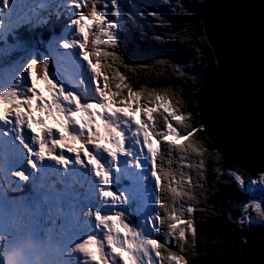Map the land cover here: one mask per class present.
Segmentation results:
<instances>
[{
    "label": "snow or ice",
    "instance_id": "obj_1",
    "mask_svg": "<svg viewBox=\"0 0 264 264\" xmlns=\"http://www.w3.org/2000/svg\"><path fill=\"white\" fill-rule=\"evenodd\" d=\"M97 3L98 0H69V5L78 10L76 18L69 21V26L76 32L73 38L64 39L60 45L63 49L79 50L80 58L86 62L92 75L91 95L85 91L82 96L51 78L47 58L41 65L47 94L37 87L35 58L26 63L15 82L0 89V126H6L0 135L14 134V155L17 159L22 158L27 166L26 170L12 171L9 175L29 181L33 174L47 170L45 161L65 175L77 166L88 170L93 190L102 204L97 210H87V217L95 222L94 230L71 249L78 254V264H187L183 253L186 246H194L197 230L192 219L183 218L185 212L191 214L194 210L192 206L185 207V198L189 201L195 199L190 187L191 173L185 172L184 168H196L200 175L206 168L205 159L216 154L208 152L196 139L195 134L203 130V125L193 128L187 122L191 113L181 111L182 105L174 92L150 91L145 104L153 106H141V92H134L127 83L128 77L114 67L118 62L122 63L115 51L120 38L118 0H110L114 9L113 19H109V0H105L101 9L97 8ZM20 7V0H0V29L6 23L3 14L11 15L14 8ZM84 8L88 10L83 11ZM25 22L32 21L26 19ZM24 74H28L30 83L21 86ZM130 101H135L134 111L141 112V119L137 120L135 115L123 110L125 106L132 107ZM112 104L120 107H111ZM48 120L53 123L49 124ZM37 125L39 131L36 130ZM101 140L105 142L101 143ZM5 143L0 142V156L4 153ZM122 156L131 158L125 163L138 169L144 170L147 165L148 175L143 179L152 178L158 190L157 200L166 209V216H148L140 227L126 222L124 212L118 207L129 197L125 192L112 188L114 173L119 175L121 170ZM231 175L244 188V178L236 172H231ZM249 184H260L264 190V174ZM165 193L173 204L170 209L162 201ZM37 195L36 207L42 206L41 201L43 204L48 202L46 193ZM177 203L178 208L175 207ZM248 207H253L260 217H264L260 203L245 205V211ZM105 208L112 214H102ZM11 209L0 215V246L3 250L21 237L31 236L42 241L52 232L49 220L42 214H33L29 224L24 225L8 219L15 214ZM29 210H34L33 204H29ZM156 220L160 225L167 224L164 244L153 238V233L160 231L154 222ZM186 233L192 236L191 245ZM173 241L180 254L168 247ZM162 250L167 255H163ZM2 252L0 264H4ZM44 264H67V261L57 257Z\"/></svg>",
    "mask_w": 264,
    "mask_h": 264
},
{
    "label": "trees",
    "instance_id": "obj_2",
    "mask_svg": "<svg viewBox=\"0 0 264 264\" xmlns=\"http://www.w3.org/2000/svg\"><path fill=\"white\" fill-rule=\"evenodd\" d=\"M212 1L118 0L121 10L118 18L120 38L115 51L121 57L122 63L118 62L114 67L128 77L127 83L134 92H141L142 107L153 106L145 104V97L150 91L155 90L156 93L168 91L174 92L176 95L173 81L177 80L182 85L179 86L176 97L182 105L181 111L191 113L187 122L193 128H200L202 125L196 105L199 83L203 75L216 64L202 21V15ZM104 3L105 0H98L97 8L101 9ZM82 10L87 11L88 9ZM113 11L109 0V19H113ZM64 27L70 30L63 32ZM169 29L173 30L168 32ZM75 32L76 29L61 18L50 25H42L36 30L25 29L19 36V40L28 49L16 47L13 50L0 51V57L17 61L23 68L31 58H35L37 60V83L45 82L42 79L41 65L47 58L51 78L64 83L67 89L75 90L82 96L85 91L91 95L93 84L90 76L92 77V75L86 62L80 57L76 60L77 64L82 67L81 72L84 74L82 78H80L79 71L75 76H69L63 67L64 63L61 57L67 55L71 49H63L60 45L64 39L73 38ZM10 64L7 61L5 66L10 68ZM24 76L28 77V74H24ZM85 77L88 78L82 83ZM183 90L184 93H182ZM124 94H127L126 90ZM130 103L132 107L125 106L123 110L133 112L142 118L140 111H134L135 101H130ZM111 107L120 106L112 104ZM48 121L53 123L51 120ZM61 131H63L62 128ZM195 135L208 152L216 155L205 159L206 168L200 175L196 168H184L185 172L191 173L192 185L190 187L193 188L195 199L189 201L185 198V207L192 206L194 210L191 214L185 212L183 218L192 219L197 231L194 246H186V251L183 254L187 264H241L243 259L241 246L244 235H247L251 227L260 224H257V219L256 223L252 224V219L255 216L254 208H248L249 212L244 209L242 211L241 205L247 200H245L239 185L234 182L231 172H236L250 180L259 179L264 173L251 175L236 163L230 162L218 151L204 130L198 131ZM145 167L147 168V165ZM127 172L128 175L134 174L132 167ZM56 179L63 187V182L58 177ZM41 180L38 178L36 181H24L20 187L3 180L0 184V208L5 212L13 208L15 214L12 219L24 225L26 223L22 222L23 215L30 214L32 216V213H36L37 210L47 217L54 215L65 198L56 199L54 196L50 201L48 199L46 204L41 201L42 206L36 207L35 201L39 199L37 194L40 193ZM79 186L85 188L83 182ZM157 194L158 190L153 186L152 204H155L156 215L164 217L167 214L166 209L160 206ZM18 195L19 197H17ZM30 195L35 199L30 200ZM64 195L68 196V193H64ZM162 201L164 205L169 206V209L173 207L167 193L163 195ZM29 204L34 205L32 212L29 210ZM175 207L178 208L179 203ZM262 209H264V202ZM244 216H246L247 222ZM258 219L264 223V217L259 216ZM157 222L160 228L157 240L164 244L167 239L164 235L168 230L167 224L160 225L159 220ZM186 235L189 245H191L192 236L190 233H186ZM168 247L171 251L180 254L175 241ZM2 251L3 246H0V252ZM162 254L167 255V252L162 250Z\"/></svg>",
    "mask_w": 264,
    "mask_h": 264
},
{
    "label": "water",
    "instance_id": "obj_3",
    "mask_svg": "<svg viewBox=\"0 0 264 264\" xmlns=\"http://www.w3.org/2000/svg\"><path fill=\"white\" fill-rule=\"evenodd\" d=\"M216 64L198 86L203 130L251 175L264 173V0H213L203 13ZM241 264H264V223L251 227Z\"/></svg>",
    "mask_w": 264,
    "mask_h": 264
},
{
    "label": "rangeland",
    "instance_id": "obj_4",
    "mask_svg": "<svg viewBox=\"0 0 264 264\" xmlns=\"http://www.w3.org/2000/svg\"><path fill=\"white\" fill-rule=\"evenodd\" d=\"M172 30L173 29H169L168 32ZM213 54H214L215 61L217 62L214 51H213ZM168 55H170V53H168ZM63 67L67 71L69 76H75L78 73V71L80 73L82 71V67L78 65L77 62L65 61ZM83 76L84 74L81 73L80 78H82ZM90 80H92L91 76H90ZM39 84H40V87L44 89V92L47 94L48 89H47L46 83L39 82L38 85ZM173 85L176 89V95H177L179 91V86H181L182 84H180L177 80H174ZM6 87H8V85L4 86L3 89ZM184 90L182 91V93H184ZM124 111L128 112L129 115H135V118L137 120L141 119L139 115L133 112H130L127 110H124ZM48 123L51 124L52 122L48 121ZM100 142L104 143L105 141L101 140ZM15 168L22 170L23 169L22 163L21 162L16 163ZM129 169H130L129 165L126 164V172ZM81 170L82 172H84L85 169H81ZM145 175H148V172L146 174H140L137 171H134L133 175L132 174L128 175V172H127L126 181L123 182L121 186L115 189V190L119 189L120 191L125 192L129 197L126 203L119 205L118 210L124 212V218L126 222L131 224L133 227H140L144 225L146 218L148 216H154V217L157 216L156 210H155V204L154 205L152 204L153 203L152 202V188L154 186L152 182V178L149 176V179L145 180L143 179ZM243 178L245 180V186L244 188H241V186L236 182L235 178L233 177L234 182H236L239 185V188L241 192L243 193L245 200H247L245 203L241 205L242 211L243 209L245 210V205H253L255 203H260L262 207V204L264 202V193H263V190L261 189L262 186L260 184L250 185L249 181L251 180L245 177ZM3 180H5L6 182L13 183L12 176L6 173L3 168H0V184ZM256 180H259V179L256 178ZM43 183L44 182H41L42 185ZM51 188L52 187L50 185L45 184L44 186H42V189H40V193L48 194L47 192ZM65 192H68L67 189L65 190ZM58 196L59 198L63 197V195L62 194L60 195V193L58 194ZM17 197H19V195ZM29 199L33 200L35 199V197L30 195ZM71 200L73 201V203L69 207L68 205L66 206V201L64 199L63 203H61V205L58 207L59 209L58 212L54 214L53 220L49 219L47 215L46 216L43 215L40 212V210H37L36 213H32V215L35 214L37 216L42 214L44 219L49 220L50 226L53 229L50 235L47 237L49 239L51 251L46 261L59 257L61 259L66 260L67 264H78L77 262L78 254L71 252V249L74 247V244L76 242L80 241L81 238L87 234L86 231L88 229V224H90V220H92V222L94 223V220L92 218L87 217L86 206L83 202H80L77 197H72ZM248 208H251V207H248ZM249 210L247 212H249ZM10 211L11 210H8L7 212H10ZM60 211L62 212V214H60ZM4 212L5 211L2 208H0V215H2ZM106 213L112 214L109 209L105 208L102 210V214H106ZM31 217L32 216H30V214L28 216L23 215L22 222L26 223V225L29 224ZM258 217L259 215L255 211V216L252 219V224L256 223V219L258 220L257 224H260V225L263 224V222L260 221ZM8 219L12 220V217H8ZM244 219L247 222L246 216H244ZM154 222L158 225L157 220ZM158 236H159V233H153V238L157 239Z\"/></svg>",
    "mask_w": 264,
    "mask_h": 264
},
{
    "label": "clouds",
    "instance_id": "obj_5",
    "mask_svg": "<svg viewBox=\"0 0 264 264\" xmlns=\"http://www.w3.org/2000/svg\"><path fill=\"white\" fill-rule=\"evenodd\" d=\"M82 73V72H81ZM87 80V77H85ZM84 82V81H83ZM60 187V192L65 201L67 202L70 198L69 190L67 186ZM67 189L68 192H65ZM64 193H68L64 195ZM51 251L49 239L34 240L31 236L21 237L18 241L9 244L2 252L4 264H44L48 259Z\"/></svg>",
    "mask_w": 264,
    "mask_h": 264
},
{
    "label": "flooded vegetation",
    "instance_id": "obj_6",
    "mask_svg": "<svg viewBox=\"0 0 264 264\" xmlns=\"http://www.w3.org/2000/svg\"><path fill=\"white\" fill-rule=\"evenodd\" d=\"M211 3H212V2H211ZM211 3H210V4H211ZM209 6H210V5H209ZM209 6H208V7H209Z\"/></svg>",
    "mask_w": 264,
    "mask_h": 264
}]
</instances>
